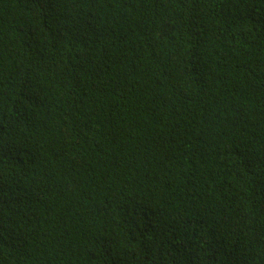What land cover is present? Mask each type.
Masks as SVG:
<instances>
[{
    "label": "trees",
    "instance_id": "trees-1",
    "mask_svg": "<svg viewBox=\"0 0 264 264\" xmlns=\"http://www.w3.org/2000/svg\"><path fill=\"white\" fill-rule=\"evenodd\" d=\"M0 264H264V0H0Z\"/></svg>",
    "mask_w": 264,
    "mask_h": 264
}]
</instances>
